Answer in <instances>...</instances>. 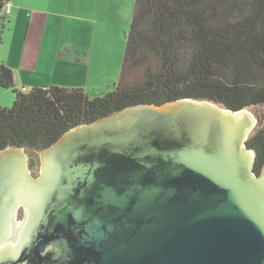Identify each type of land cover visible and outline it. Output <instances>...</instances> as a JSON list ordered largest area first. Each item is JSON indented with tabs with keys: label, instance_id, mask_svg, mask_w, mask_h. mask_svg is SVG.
<instances>
[{
	"label": "water",
	"instance_id": "1",
	"mask_svg": "<svg viewBox=\"0 0 264 264\" xmlns=\"http://www.w3.org/2000/svg\"><path fill=\"white\" fill-rule=\"evenodd\" d=\"M254 127L179 100L72 127L34 173L0 150V264H264Z\"/></svg>",
	"mask_w": 264,
	"mask_h": 264
},
{
	"label": "trees",
	"instance_id": "2",
	"mask_svg": "<svg viewBox=\"0 0 264 264\" xmlns=\"http://www.w3.org/2000/svg\"><path fill=\"white\" fill-rule=\"evenodd\" d=\"M8 2L0 0V23ZM124 46L118 81L93 98L81 88L17 90L14 71L0 63V88L14 94L11 107L0 108V150L24 148L34 172L38 153L69 129L124 108L179 100L233 112L264 108V0H134ZM246 146L258 176L263 122Z\"/></svg>",
	"mask_w": 264,
	"mask_h": 264
},
{
	"label": "rangeland",
	"instance_id": "3",
	"mask_svg": "<svg viewBox=\"0 0 264 264\" xmlns=\"http://www.w3.org/2000/svg\"><path fill=\"white\" fill-rule=\"evenodd\" d=\"M9 2L12 6L6 4V9L11 13L0 23V63H8L15 72L17 88H81L91 98L111 90L119 78L134 0ZM39 36L41 54L36 51L39 43L34 44V38ZM31 50V59L36 63L29 67ZM61 51L63 58H59ZM13 100L12 90L0 88V108L11 107ZM248 112L255 120V131L264 123V108Z\"/></svg>",
	"mask_w": 264,
	"mask_h": 264
},
{
	"label": "crops",
	"instance_id": "4",
	"mask_svg": "<svg viewBox=\"0 0 264 264\" xmlns=\"http://www.w3.org/2000/svg\"><path fill=\"white\" fill-rule=\"evenodd\" d=\"M10 1V0H9ZM8 5L9 6H12V2H8ZM10 13H11V11H9ZM10 15V14H9ZM35 35H36V33H35ZM40 39V40H39ZM39 43V46L37 47V49H36V51H37V53L38 54H41V46H42V37H38V38H34V44H38ZM2 44V43H1ZM0 44V45H1ZM42 49H43V47H42ZM28 53V52H27ZM28 56H29V63H28V66L30 67L31 66V64H33V65H35V63L36 62H33L32 60L33 59H31V57H33L34 56V54H33V50H31V52L30 53H28ZM60 58V57H59ZM3 62V61H2ZM8 66H9V64L8 63H6ZM15 73V72H14ZM15 87H16V89L17 90H20V91H28L24 86H22L21 87V89H19V88H17V86L15 85Z\"/></svg>",
	"mask_w": 264,
	"mask_h": 264
}]
</instances>
